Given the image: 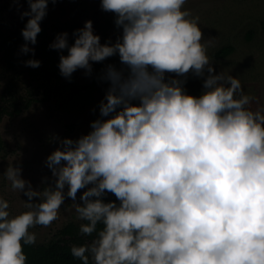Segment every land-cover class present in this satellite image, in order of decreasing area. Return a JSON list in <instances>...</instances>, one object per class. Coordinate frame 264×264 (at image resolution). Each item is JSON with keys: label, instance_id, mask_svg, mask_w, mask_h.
Wrapping results in <instances>:
<instances>
[{"label": "clouds", "instance_id": "1", "mask_svg": "<svg viewBox=\"0 0 264 264\" xmlns=\"http://www.w3.org/2000/svg\"><path fill=\"white\" fill-rule=\"evenodd\" d=\"M27 2L21 51L34 54L29 45L49 0ZM186 2L101 0L122 29L115 43L102 44L88 20L73 44L67 32L50 44L68 50L59 63L65 78L117 54L127 74L107 65L100 118L47 157L53 185L34 188L9 164L4 174L28 210L13 216L0 197V264H27L24 245L36 242L30 229L57 220L66 198L86 221L81 235L96 234L71 248L82 264H264V106L252 107L239 79L216 73L211 40ZM189 73L203 80L199 96L185 90ZM106 193L116 200L106 202Z\"/></svg>", "mask_w": 264, "mask_h": 264}, {"label": "rangeland", "instance_id": "2", "mask_svg": "<svg viewBox=\"0 0 264 264\" xmlns=\"http://www.w3.org/2000/svg\"><path fill=\"white\" fill-rule=\"evenodd\" d=\"M184 7L193 16L200 17L204 39L211 40L208 55L216 73L223 71L239 79L244 93L255 98L252 107L264 106V0H187ZM28 9L27 0H20V3L0 0V42L3 33L15 30L24 19L30 18H21ZM115 19L114 13L101 8V0H56L55 3L49 0L47 15L41 21L46 33L37 39L35 45H29L34 48V54L31 51L23 53L24 43L21 44L16 65L9 67L0 50V96L6 82L12 80L21 98L32 99L30 106L22 112L12 116L4 114L0 121V197L10 202L13 216L28 210V198L11 188V182L4 174L9 164L21 166L23 178L34 188L43 190L53 185L47 157L60 147V139L76 140L91 131V122L100 118V102L110 87V82L103 79L90 84L97 71V62L92 63L90 74L84 69H77L70 79L59 74L47 56L57 57V51L61 50L50 48V44L62 32L69 34V44H73V33L88 20L93 22L94 33L101 37L102 44L112 42L122 33ZM250 30H253L251 39L247 36ZM230 44L234 46L232 53L225 57L215 54L218 48ZM29 59L39 60L40 66H26L25 61ZM105 63L106 66L113 64L117 69H124L127 74L118 54L107 58ZM174 76L166 74V79ZM71 82L82 87L74 90ZM184 87L187 93L199 96L203 92V80L189 73ZM85 190L77 193L78 203H82L80 197ZM74 203L66 198L57 220L48 227L37 225L30 229L36 234V241L47 242L69 221L82 222L77 219Z\"/></svg>", "mask_w": 264, "mask_h": 264}, {"label": "trees", "instance_id": "3", "mask_svg": "<svg viewBox=\"0 0 264 264\" xmlns=\"http://www.w3.org/2000/svg\"><path fill=\"white\" fill-rule=\"evenodd\" d=\"M28 19H24L21 24L13 31L9 33H3L1 35L0 50L3 52V58L9 67H14L19 59L18 47L25 43L22 36V30L26 26ZM262 26L264 29V20H262ZM41 32L38 34L37 39L39 40L46 33V28L41 26ZM122 35L116 38V40ZM248 38L253 37V30H250L247 34ZM111 43H115V41ZM56 50V49H54ZM234 50L233 45H225L218 48L215 52L217 56L225 57L232 53ZM57 51V50H56ZM59 55L57 57L48 55L47 59L51 65L57 68L59 74L60 57L67 53V49L57 51ZM105 60L97 63V71L93 76V80L90 84L96 83L99 79H102L103 71L106 69ZM4 85L3 92L0 96L2 104H0V121L4 114L16 115L23 111L24 108L30 106L32 99H24L18 94V89L12 80L6 82ZM74 90H79L82 86L75 85L71 82ZM90 84L88 86H90ZM2 148V139L0 135V149ZM103 199L106 202L116 200L115 196H110L108 193L105 194ZM117 203H119L117 201ZM82 223L86 221L76 222L69 221L63 227H61L57 233L49 239L47 242L36 241L33 245H24V251L27 255V264H82L80 260L73 257L71 254V248L73 245H83L86 242H90L94 237L81 235L79 229ZM102 225H98V229ZM91 264V261H90Z\"/></svg>", "mask_w": 264, "mask_h": 264}]
</instances>
